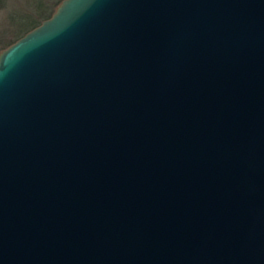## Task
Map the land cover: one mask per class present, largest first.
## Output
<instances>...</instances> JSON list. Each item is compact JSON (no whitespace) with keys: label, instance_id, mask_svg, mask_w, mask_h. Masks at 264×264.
Returning a JSON list of instances; mask_svg holds the SVG:
<instances>
[{"label":"water","instance_id":"1","mask_svg":"<svg viewBox=\"0 0 264 264\" xmlns=\"http://www.w3.org/2000/svg\"><path fill=\"white\" fill-rule=\"evenodd\" d=\"M0 264H264V0H64L3 51Z\"/></svg>","mask_w":264,"mask_h":264},{"label":"rangeland","instance_id":"2","mask_svg":"<svg viewBox=\"0 0 264 264\" xmlns=\"http://www.w3.org/2000/svg\"><path fill=\"white\" fill-rule=\"evenodd\" d=\"M63 1L0 0V54L8 49L6 47L9 44L23 35L24 31L29 29V25L32 27V25L39 24L50 14L55 13Z\"/></svg>","mask_w":264,"mask_h":264},{"label":"trees","instance_id":"3","mask_svg":"<svg viewBox=\"0 0 264 264\" xmlns=\"http://www.w3.org/2000/svg\"><path fill=\"white\" fill-rule=\"evenodd\" d=\"M54 13V12H53ZM52 13V14H53ZM52 14H50L47 18L43 19L39 24H35L34 26L32 25V27H30L31 25H29V29H27L26 31H24V34L21 35L20 37H18L13 43L9 44L6 48H9L11 45H13L14 43H16L18 40H20L22 37H24L27 33H29L30 31L34 30L35 28H37L38 26H40L42 24L43 21L49 19ZM31 23V21H29ZM27 27V28H28Z\"/></svg>","mask_w":264,"mask_h":264}]
</instances>
